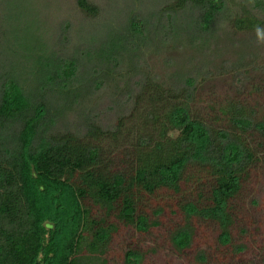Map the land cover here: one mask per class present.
I'll return each mask as SVG.
<instances>
[{
  "label": "trees",
  "instance_id": "1",
  "mask_svg": "<svg viewBox=\"0 0 264 264\" xmlns=\"http://www.w3.org/2000/svg\"><path fill=\"white\" fill-rule=\"evenodd\" d=\"M38 1L0 0V264H107L115 223L141 234L157 229L163 209L144 213L138 201L165 190L177 195L170 213L181 223L168 236L176 253L190 248L194 219L215 224L217 244L232 247L231 203L255 163L242 134L253 130L264 139V119L235 98L219 109L227 129L207 125L190 112L198 77L207 73L160 81L144 70L145 58L170 36L201 51L226 35L240 54L219 73L238 81L246 68L264 72L243 59L264 38V1L128 0L110 18L89 0H76L81 17L71 15L64 1L54 23L45 16L49 25L41 14L55 3L41 0L33 9ZM101 18L103 29L95 27ZM223 25L249 38L230 39ZM97 94L107 99L98 114ZM106 111L114 115L110 127L99 123ZM69 115L81 132L62 124ZM132 120L129 170L111 171L101 145L116 148ZM196 172L202 184L181 190L183 180H199ZM143 256L130 248L122 264H141ZM196 260L205 262L204 253Z\"/></svg>",
  "mask_w": 264,
  "mask_h": 264
},
{
  "label": "rangeland",
  "instance_id": "2",
  "mask_svg": "<svg viewBox=\"0 0 264 264\" xmlns=\"http://www.w3.org/2000/svg\"><path fill=\"white\" fill-rule=\"evenodd\" d=\"M52 1L55 4L45 14H41L42 16L44 15V22L47 25H49L47 20L51 24L57 20V12L62 9L64 1L68 7H71V15H79L76 13V0ZM89 1L94 3L99 10L104 7V16L110 18V15L115 16V13L111 10L113 8H119L120 10L121 7L127 4L128 0ZM237 2L242 3L243 0H237ZM250 3L251 5L253 4L252 0L247 2V4ZM41 5V0H39L37 6L33 5V9H37ZM8 6L11 8L12 4H8ZM136 7L137 10H141L138 8V5ZM20 10H22V7L17 5L15 8H12L11 13L15 17V13ZM79 16L81 17V15ZM71 17L73 18L74 16ZM16 22L18 27V21ZM105 23L106 21L101 18L95 27L103 29L100 24ZM44 27L47 28L46 25ZM222 29L228 32V38L230 39L234 37L236 40L249 38L240 34H233V31L224 27V25ZM226 37V35L225 37L222 36V42L213 45L209 49L202 48L201 51H197L196 45L192 48H188L189 46L182 48L181 41L179 39L175 41L174 36H170L167 44L159 48L158 53L152 47V52L150 51V54L146 55L145 58L147 69L144 70L150 72V75L160 81L166 78L168 80L170 75H177V77L185 79L188 77L195 78L200 73H207L204 77H198L199 80L196 83L193 100L190 104V112L193 117L204 121L215 129L228 128L227 117L221 115L219 109L234 101L235 98L244 107L253 112L255 119H264L263 70L260 68L258 70L255 68L256 70H254L251 67L241 70L240 73L242 75L238 77V81L233 79V76L229 73H219L222 66L227 68L229 64L239 58L240 54L234 46H230L229 42L225 40ZM182 42L186 44L188 42L187 38L184 37ZM245 53L247 54L243 57L245 61L253 60L252 62L257 67H264V38L257 44L253 42L251 46L249 45V49ZM140 64L142 65V63ZM96 97V102L93 103L92 108L94 109V113L98 114L104 111L107 99L104 96L98 97V94ZM142 107L143 103L141 102L139 113L142 112ZM112 114L109 111L103 113L99 123L103 127L112 126L114 124V115ZM140 121V119L137 120L139 126ZM134 122L132 120L124 126L123 131L127 129L125 138H123L125 140L117 141L116 148L115 143L114 147L110 145L113 142H104L101 145L103 158L105 163H109L111 171L129 170L128 163H124V154L126 153L125 150H130L126 147L134 138L131 134ZM62 124L68 129L81 132V125L78 124L77 118L74 116H65ZM242 139L255 153V163L248 169L242 189L231 203L234 215V225L231 228L232 247L223 248L217 244L216 236L218 229L215 224L194 219L192 221L193 236L190 248L181 253H176L169 245L168 236L181 223V218L170 213V211L174 210L177 195L165 190L152 195L150 198L143 196L138 201L139 211L144 213L151 214L158 207L163 209L162 215L159 218L161 225L157 229H153L147 234H141L134 232L129 227L115 223L110 218L111 221L113 220L112 223L116 224L117 232L111 238L106 255L107 264H122L123 254L130 248L144 255L141 264H264V139L253 130L243 133ZM192 174L193 169L190 168L184 177L187 175L191 176ZM194 176L199 177V180L194 183L183 180L181 190L185 189L189 193V190L191 191L202 184V176L198 172ZM233 247H242L243 250L235 252ZM198 252L204 253L205 262L199 263L196 260Z\"/></svg>",
  "mask_w": 264,
  "mask_h": 264
}]
</instances>
